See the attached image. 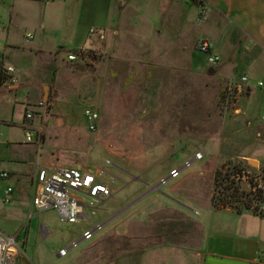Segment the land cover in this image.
<instances>
[{
  "label": "rangeland",
  "instance_id": "obj_1",
  "mask_svg": "<svg viewBox=\"0 0 264 264\" xmlns=\"http://www.w3.org/2000/svg\"><path fill=\"white\" fill-rule=\"evenodd\" d=\"M185 3L188 6L185 7L187 19L194 25L191 29L189 25L185 27L182 40L177 42L176 36H173L181 28L177 19L172 20V27L169 28V41L160 38L152 45L127 37L116 38L121 41L115 43L116 50L139 53L145 61L113 60L103 53L99 54V51L90 50L83 54L93 61L92 64L84 61L69 66L66 64L65 69L60 66L59 74L53 65L42 66L36 62L33 74L23 77L28 79L26 84H37L38 90L31 88V91L37 92L33 103L27 104L30 102L27 89L20 91L18 97L9 94L0 97V156L4 155L7 144L14 143L24 149L34 147L30 143L26 146L21 144L24 129L20 125L24 121L25 110L29 108L39 125H47L39 144L44 157H55L60 167H71L76 162L86 169L104 166L109 176L104 175L103 179L115 189V193L104 201L83 198L86 218L74 224H63L52 210L43 213L32 211V216H29L30 195L18 188V200L25 204L26 211H23L22 217L17 216L20 213L13 210L17 202L12 195L8 204L3 203V192L13 181L0 178V233L8 237L17 234L16 243L23 258L40 261L41 264H76L77 251L135 208L127 209L103 226L101 231L93 234L92 239H82L83 233L91 230V225L97 226L105 220L99 218V212L121 210L128 203L129 196L138 192L136 187L139 184L133 181L135 178L151 187L165 180L171 168L180 170V176L174 180L169 178L165 184L159 185L158 193L164 194L167 202L178 205L193 217H196V211L201 210L174 197L169 189L171 185L178 182L180 186L177 189L183 188L187 196L200 189V198L209 200L213 208L234 206L240 201L238 195H229L233 188L241 187L240 182L235 180L236 175L245 168L254 170L255 165L248 162L254 159L242 158H245L244 150L256 138L257 118L261 115L252 112V107L249 110L245 97L248 93L245 92V82L241 81L240 67L233 77L218 78L207 65L206 56L198 51L197 43L200 40L209 41L204 37L197 39L196 33L203 30L209 19V10L201 14L204 6L197 9L195 1L185 0ZM16 14L15 10L10 14L11 23H29L26 19L17 18ZM190 15L193 18H189ZM35 42L36 39L29 45ZM146 56L153 60H146ZM182 57L185 59L178 61ZM254 61L257 63V60ZM9 78V84L18 82L15 76ZM12 80L14 83H11ZM44 85L49 87L46 89V102L42 100L44 92L41 86ZM236 85L242 88L239 95L233 94ZM256 96V93L252 95L248 101L250 105H253ZM86 103L93 104L99 112L98 129L93 133L82 121ZM60 119L62 122H57ZM67 126L73 128L68 130ZM27 127L30 129L26 131L34 138L36 130L29 122ZM198 151L205 152L204 158L184 168L185 162L191 161ZM4 164L0 162V173L6 170L2 168ZM188 174L194 175V179L184 180L183 177ZM196 177L202 178L200 184L195 181ZM259 177L263 180L262 175ZM147 218H143L141 235L148 231L145 227ZM41 228L49 232L45 237ZM118 235L107 236L102 240V247L118 246ZM126 236L130 239L128 233ZM73 243H77L75 247L60 255L61 249L72 247ZM146 243L144 241L141 246Z\"/></svg>",
  "mask_w": 264,
  "mask_h": 264
},
{
  "label": "crops",
  "instance_id": "obj_2",
  "mask_svg": "<svg viewBox=\"0 0 264 264\" xmlns=\"http://www.w3.org/2000/svg\"><path fill=\"white\" fill-rule=\"evenodd\" d=\"M194 1L196 8L204 6L209 10V19L203 30L196 33V38H207L211 52L220 59L216 66L210 68L218 78H230L240 67L241 76L247 78L244 84L248 93L246 99L251 100L255 93L258 96L253 105L247 101L249 110L252 107V112H258L261 116L257 118L256 138L244 150L245 158L242 159L252 157L255 161L254 171L264 180V0ZM185 7H188L185 0H0V97L8 94L18 97L20 91L27 89L30 100L27 104L33 103L37 92L31 91V88L36 89L37 84L28 85V79L24 80L23 77L33 74L36 62L42 66L53 65L59 74L60 66L65 69L66 64L69 66L82 61L92 64L93 61L83 54L90 50L99 51V54L103 53L113 60L123 61L126 58L135 62L139 59L145 61L139 53L116 50L115 43L121 42L118 40L123 37L152 45L160 38L169 41V28L174 19L181 24V28L173 36H176L177 42L182 40L185 27L189 25L191 29L194 25L187 19ZM14 10L17 18L26 19L29 23H11L10 14ZM189 18L193 17L190 15ZM28 33L33 34L30 41L25 40ZM34 39L35 44L30 46ZM68 55H76L77 58L70 61ZM150 56H146V60H153ZM183 59L185 57L178 58V61ZM8 66L13 67V73L6 71ZM12 76L18 78L17 83L9 84V77ZM47 88L41 86L43 102H46ZM28 111L29 108L25 113ZM59 121L62 122L61 119ZM82 121L85 123L83 114ZM28 122L36 130L35 141L30 142L34 147L24 149L14 143L7 144L4 155L0 156V162L5 163L2 168L6 170L3 171H7L8 179L13 181L7 187L12 188L11 195L17 202L13 210L19 211V217L23 216L26 208L18 200L17 188L28 191L29 216H32L31 201L36 185L45 177L46 170L60 167L55 157H44L39 144L47 125H39L35 117L26 120L24 114V121L20 125L24 129L21 144L26 146L29 143L25 141V130L30 128H24ZM72 128L68 127V130ZM71 167L86 169L78 162ZM188 175L183 177L184 180L194 179V175ZM201 180V177L195 179L199 184ZM133 181L139 184L136 187L138 192L129 196L128 203L121 210H101L99 218L105 220L99 225L103 228L127 209H135L77 251L76 264H264V257L258 258L260 252L264 254V216L244 209L213 208L209 200L200 198V189L187 196L183 188L177 189L180 186L178 182L171 185L169 189L174 197L192 203L201 210L196 211V217H193L178 205L167 202L165 195L158 193L159 183L146 187L147 182H141L138 178ZM144 216L151 220H145L148 231L141 235ZM41 232L44 237L49 233L46 228H41ZM113 233L119 234L116 239L119 245L102 247V240ZM127 233L130 239H126ZM144 241L146 245L141 246ZM71 248L60 251L66 250L67 253ZM20 254L15 264H41Z\"/></svg>",
  "mask_w": 264,
  "mask_h": 264
},
{
  "label": "built area",
  "instance_id": "obj_3",
  "mask_svg": "<svg viewBox=\"0 0 264 264\" xmlns=\"http://www.w3.org/2000/svg\"><path fill=\"white\" fill-rule=\"evenodd\" d=\"M194 1V0H188ZM207 9L203 8L201 14L206 13ZM33 38L32 34L25 35V40L30 41ZM199 52L206 56L208 66H216L219 63V57L211 52L209 42L200 40L197 43ZM76 55H68L67 59L74 61ZM8 73H13L14 69L11 66L6 67ZM242 82H246V77L241 78ZM14 83V80L11 81ZM242 91L240 85H236L233 91L234 95H239ZM41 105V104H40ZM83 118L86 123L87 130L91 133L96 132L99 123V112L91 103L84 105ZM33 113L28 111L25 113V119L31 120ZM24 128H27L25 125ZM27 130V129H26ZM25 130V141L34 142L29 132ZM37 142V141H36ZM205 156L204 151H198L194 154L191 161L184 164V168H188L192 162L201 161ZM44 172V171H43ZM41 172V174L43 173ZM180 170H172L169 173V178L175 179L179 176ZM109 176L103 167L93 169H78L76 167H57L55 169L46 170L45 177L36 185L32 197V209L36 213H43L48 210L56 212L58 218L63 224H74L81 219H85L84 214V199L91 198L96 201H104L115 193V189L108 181L103 179V176ZM260 174L252 171L251 168H245L236 175V181L241 184L240 189L233 188L234 196L240 201L233 209H242L249 211L258 216H264V183L259 177ZM1 179H8L9 174L6 172L0 173ZM167 180H161L159 185L165 184ZM158 185V186H159ZM231 191V193H232ZM240 194H239V193ZM230 193V194H231ZM12 194V188L7 187L4 190L3 203L8 204ZM232 197V196H230ZM238 199V200H239ZM239 205V206H238ZM223 207V206H222ZM102 225L91 226V230L83 233V239L89 240L93 233L101 230ZM17 236L8 237L0 233V264H15L16 258L21 251L16 243ZM77 243H73L75 247ZM66 250L60 251V255H65ZM263 252L258 254V258H263Z\"/></svg>",
  "mask_w": 264,
  "mask_h": 264
},
{
  "label": "water",
  "instance_id": "obj_4",
  "mask_svg": "<svg viewBox=\"0 0 264 264\" xmlns=\"http://www.w3.org/2000/svg\"><path fill=\"white\" fill-rule=\"evenodd\" d=\"M248 162H250V163H252V164H255V161H248ZM145 184H146V185H145L146 187H149L147 183H145Z\"/></svg>",
  "mask_w": 264,
  "mask_h": 264
},
{
  "label": "trees",
  "instance_id": "obj_5",
  "mask_svg": "<svg viewBox=\"0 0 264 264\" xmlns=\"http://www.w3.org/2000/svg\"><path fill=\"white\" fill-rule=\"evenodd\" d=\"M234 194H235V192H234V191H232V193H231L229 196H234Z\"/></svg>",
  "mask_w": 264,
  "mask_h": 264
},
{
  "label": "bare ground",
  "instance_id": "obj_6",
  "mask_svg": "<svg viewBox=\"0 0 264 264\" xmlns=\"http://www.w3.org/2000/svg\"><path fill=\"white\" fill-rule=\"evenodd\" d=\"M251 165H253V164H251Z\"/></svg>",
  "mask_w": 264,
  "mask_h": 264
}]
</instances>
